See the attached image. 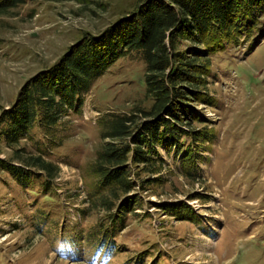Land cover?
Segmentation results:
<instances>
[{"label": "rangeland", "instance_id": "374dc122", "mask_svg": "<svg viewBox=\"0 0 264 264\" xmlns=\"http://www.w3.org/2000/svg\"><path fill=\"white\" fill-rule=\"evenodd\" d=\"M142 1L24 0L1 10L0 111L71 44ZM243 35L207 56L198 88L208 100L189 101L191 123L182 124L201 136L156 142L153 165L130 154L128 191L100 186L94 166L111 116L131 113L139 124V109L152 104L136 51L119 56L52 127L38 114L15 144L0 136V162L23 168L0 165V264H264V36ZM29 154L51 161L53 177L26 165Z\"/></svg>", "mask_w": 264, "mask_h": 264}, {"label": "trees", "instance_id": "16d2710c", "mask_svg": "<svg viewBox=\"0 0 264 264\" xmlns=\"http://www.w3.org/2000/svg\"><path fill=\"white\" fill-rule=\"evenodd\" d=\"M23 1L0 0V11ZM252 32L254 43L264 36V0H143L128 16L96 34L84 35L29 78L16 100L1 107L0 136L15 144L38 114L43 127H52L62 112L81 106L83 91L98 75L119 56L136 51L145 61V88L152 104L139 109L143 118L139 124L131 113L111 116L104 135L111 139L98 151L94 166L100 186L116 184L128 191L134 184L126 163L130 154L135 162L153 165L149 150H154L156 142H175L185 133L201 136L199 130L182 124L191 123L185 112L189 101L208 100L198 88L205 85L209 71L207 56L228 42L237 43L242 33L248 37ZM23 160L45 171L48 179L55 174V165L39 154ZM0 165L17 174L23 169L5 160ZM110 202L106 197L102 201L107 208ZM121 206H126L125 201ZM112 229H117L116 224ZM112 233L105 231L102 238L108 240Z\"/></svg>", "mask_w": 264, "mask_h": 264}]
</instances>
